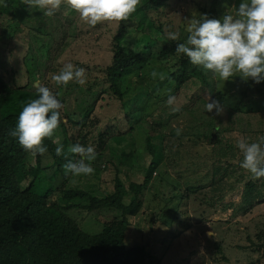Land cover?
I'll return each instance as SVG.
<instances>
[{
    "label": "trees",
    "instance_id": "trees-1",
    "mask_svg": "<svg viewBox=\"0 0 264 264\" xmlns=\"http://www.w3.org/2000/svg\"><path fill=\"white\" fill-rule=\"evenodd\" d=\"M220 1L222 0H211L208 5H199L201 14L206 13L209 17L220 18L218 14L222 9L217 8ZM230 1L228 0L229 3ZM166 3L167 0H139L136 11L126 20L120 21L112 37V62L102 68L101 77L90 81L85 98L78 97V103H83L89 94L97 89L96 93L99 95L109 93L118 100L130 94L128 99L131 102L132 91L136 89H132L130 75L141 68H144V77L149 79L147 86L153 89L156 98L159 97L157 87L170 89L169 94L163 96L164 99L156 105L144 103L146 98L142 100L143 105L125 112L127 116L132 117L130 123H139L141 117H145L148 127L144 138L141 142L131 138L129 144L132 150L144 144L143 151H147L150 155L141 182H131L129 185L133 193L130 202L125 200L127 191L117 174L130 164L142 163L135 160L131 162L132 157L136 159L133 152L131 154L121 152L120 155L115 156L111 149V152H108L109 142L111 140L118 142L119 137L109 134L108 128H101L96 119L89 120L88 114L92 112L94 103L84 109H89L87 113L70 114L63 110L62 112L67 122L87 128L92 126L96 130V137H88V139L92 137L97 146L95 150L97 155L91 165L95 171L113 168L115 181L111 192H97L91 182H87L82 187L62 186L68 178L64 174V163L68 160H76L79 156L69 151L70 146L78 142L73 138L69 144L70 141L66 136L67 125L62 121L61 116L53 136L43 140L47 145V152L33 155L19 146L16 138L10 133L14 128L18 112L25 103L35 98L37 92L36 89H27L24 85L14 86L0 76V264H162L145 245L128 246V234L136 228V225L131 224L130 218L141 210L143 199L139 197L153 191L157 205L154 211L151 210L148 222L157 223L156 226L163 228L164 231L158 236L147 238L158 239L159 245L165 247V252L183 249L176 241L180 233H175L171 228L172 216H176V210L181 205L176 202H183L186 195H197L199 192L203 194L201 190L204 189V184L199 179H192L186 175L179 178L182 173L189 170L184 168L176 171L177 167H181L180 162L187 164L192 160V153H183V140L196 144L202 140H213L212 144H215L213 146L216 148L213 150L215 162L209 172L212 175L216 173L220 175L217 174V179L211 178L209 187L216 185L219 190L225 186L223 183L227 176L222 165L232 164L234 170V162L231 161L236 158L238 163H241L243 156L237 148L239 140H223L221 134L230 131L231 123L239 121L241 112L264 113V104H259V100L253 99L251 104L243 106L246 89L251 82L248 81L247 86L240 90L236 103L226 104L224 107L223 114H227V125H224L222 115L213 113L204 118L196 112L198 110L195 105L203 109L202 104L207 103L204 97L206 94L222 101L223 95L227 93L222 91L223 87H217V79L210 72L192 65L183 54L176 53V46L182 40L181 28L171 30L178 34L176 40L168 38L166 28H170L171 25L161 19L164 13L162 8ZM238 3L239 0H235L232 4L237 6ZM16 4L17 0H3L0 3V15L10 13L21 22L28 21V16L34 18V12L19 11ZM70 12L73 13L71 10ZM42 17L37 14L34 18V22L37 23L31 25L29 27L31 29L28 30L36 42L47 37L49 43L45 44H51L55 39L53 35L57 31L62 35L59 44L77 35L76 25L70 18H63L57 14L56 22L48 26L47 30L46 26L40 24ZM167 61L175 64V70H166L164 63ZM157 63H162V67L154 68V64ZM154 69L158 73L156 77L151 76ZM27 72H30L29 69ZM160 75L163 79L159 78ZM183 89H186L187 93L191 89H196L197 93L192 91L186 97L187 102L180 106L167 103L169 95L178 96ZM50 90L56 97L61 91V89ZM236 94L225 96L227 99ZM80 95L83 96L82 93ZM58 111L61 113V109ZM182 112L188 114L186 120L189 124L183 127L182 133L178 136L171 122L182 115ZM75 116H79V119L73 122L72 118ZM241 125L239 128L236 127L237 133L240 130L243 135L240 140L259 141V137L254 139L252 136V133H258L255 129L248 133L253 129L250 124ZM81 138V144L89 146L84 134ZM57 143L64 145L60 156L55 153ZM31 155L35 157L32 162L29 160ZM20 167L25 169L23 175ZM174 172L176 176H173ZM58 173L63 174V180L56 183L57 179L54 178L55 175L58 178ZM23 176L26 177L24 185L20 181V177ZM169 179L171 184L168 183ZM241 194L238 203L228 202L223 209L231 207L234 213H239L237 210L251 209L257 199L264 200V177L247 179ZM218 199L220 197L215 201ZM169 205L173 209L172 216ZM80 219L95 228L100 227L99 230L96 233L86 231L80 226ZM261 246L264 248V244Z\"/></svg>",
    "mask_w": 264,
    "mask_h": 264
},
{
    "label": "rangeland",
    "instance_id": "rangeland-1",
    "mask_svg": "<svg viewBox=\"0 0 264 264\" xmlns=\"http://www.w3.org/2000/svg\"><path fill=\"white\" fill-rule=\"evenodd\" d=\"M234 1L235 0H231L230 3L228 0L220 1L217 4V8L222 9V12L218 15L221 17L225 13L227 7H235L232 4ZM210 2L211 0H167L166 6L162 8L164 13L161 18L171 25L170 28H166V32L169 33L171 30L175 31L180 27L181 43L184 42L186 39V18H192L193 16L198 18L202 13L199 5L205 6L208 5V3L210 4ZM16 7L19 11H29L28 6L25 4V0H17ZM70 10L73 11L63 0L52 17L43 16L40 10H31L34 12V18L37 14H39L40 17L43 16L40 24L46 26L47 30L48 26H52L56 22L55 17H57V14L63 18L68 17L75 23L77 35L75 37H70L62 44H59L62 35H59L58 31L56 33L54 32L55 34L53 36L55 39L51 44H45L46 42L49 43L47 37L36 42L32 34L28 32V30L31 29L29 27L37 23L34 22V18L32 19L31 16H28L29 20L23 21L26 22L23 23L10 13L1 14L0 76L14 86L24 85L27 89H36L38 86H47L54 91L61 89L57 98L62 102L60 116L63 119L62 121L67 125L66 136L70 141L69 144L73 141V138L81 144V136L83 134L87 139L89 136L96 137V130L92 126L88 127L89 129L91 128L89 130L87 127H82L79 124L76 125L67 122L62 110L70 114L87 113L89 109H84L89 108L90 105L94 103L92 112L88 114L89 120L96 119L101 128H108L109 134L114 137H119L118 142L114 140L109 142L108 152L110 153L111 149L114 156L120 155L121 152L130 154L133 152V156L136 159L132 157L131 162L135 160L142 163L141 165H138V163L130 164L129 167L123 168V170L117 174L127 191L125 200L130 202L133 193L132 190L129 189V185L131 182H141L145 175V167L149 163L150 155L147 151H143L144 144L139 145L135 150H132L129 144L131 138L140 142L144 138L148 127L145 117H141L142 120L140 119L141 121L139 123H130L129 120L132 117L127 116L125 112L143 105L142 100L146 98L147 100L144 103L153 106L156 105L160 100L164 99L163 96L169 94L170 89L157 87L159 97L156 98L153 89L147 86L149 79L144 77L145 70L141 68L135 70L130 75L132 89H136L132 91L133 97L131 98V102L128 99L130 94H127L122 100H118L109 93L99 95L96 93V89L89 94L83 103L79 102V104L78 97L82 99L85 98L84 95L88 91L87 87L90 81L96 77H101L103 75V72H101L102 68L112 62V37L116 33L120 21H101L93 27L82 22L78 13L74 11L71 13ZM68 62L85 69L84 84L69 81L67 85H57L55 81L52 80V76L58 74L63 65ZM164 65L167 68L166 70H175L176 68L174 66L175 64L171 61H167ZM160 67H162V63L154 64V68ZM26 68L29 69V73ZM215 78L217 79V87H223L224 89H222V91L224 90L225 93H227L222 97V111L219 113L224 119V125H227V114H223V110H225L224 107L226 104L230 105L231 103H236L240 96V90L245 88L248 82L246 83L238 77H234L233 80L226 82H223L218 77ZM194 87L197 88V86ZM192 91L195 94L197 93L196 89H191L188 93L186 89H183L178 96H175V100L171 105L180 106L185 104L188 99L186 98L187 95ZM263 91L264 82L254 85L249 82L246 95L244 96L245 104L242 105L246 107V105L253 102V99H257L256 101L259 100V104H264ZM80 93H82L83 96H81ZM235 93L237 94L226 99L225 95ZM209 96L210 94L204 96L207 102ZM122 101L126 102L123 104L121 103ZM205 104H202L203 109H199L197 105H195L194 107L198 110L196 112L203 115L204 118L210 114L216 113L215 109H213L212 112L204 111ZM240 114L241 117L239 121L241 120V122H229L232 124V128H230V131H225L221 134L223 140H240L243 135L240 130H238L239 133H237L236 127L239 128L242 126L241 124L246 125V123H248V125L250 124L251 128H253L249 130L248 133L254 129L256 130L255 132H258L252 133L254 139L259 137L258 140H260L261 137H264V113L245 111ZM187 117H189L188 114L182 112V115L171 122L172 127L174 129L180 128L182 133L183 127L189 124V122L187 124ZM72 119L73 122H75L79 119V116H75ZM131 125L133 129L129 128ZM183 141V153H192V160L195 163L192 160H189L187 164H185V162H180L181 167H177L176 171L184 170V168L189 170L182 173L179 178L186 175L192 179H199L202 181L201 183L204 184V189L201 190L203 194L199 192L197 195H186L183 202H176L179 203L178 205L181 204L178 210H176V216L171 215L173 209L169 205L171 210L170 215L172 216L171 228L175 233H180L176 241L183 249H181V251L177 250L176 252L170 250L165 252V247L159 245L158 239L149 240L147 238L150 236H158L164 231L163 228L156 226L158 225L157 223L148 222V216L151 210L154 211L157 205V200L155 196H153V191L152 193L147 192L139 197V199H143V204L140 212L136 216L130 218L131 224L136 225V228L133 232L128 231V246L136 244L145 245L162 264H264V248L261 246L264 244V200L257 199L258 201L253 203L254 205L251 209L237 210L239 213H234L231 207L223 209L228 202L235 201L238 203L242 196L241 193L244 189V182L251 178V174L246 169H243L240 166L241 163L239 164L238 159L235 158L231 161L234 162V170L231 166L232 164L222 165V169L226 170L225 173L227 176V179L224 181L225 183H223L225 186L221 187L219 190L216 188V185H214L215 187H209L208 185L211 178L215 177L214 179H217V174L220 175L219 173L212 175L211 172H209L210 169L214 167L215 162V152H213V150L216 148L213 146L215 144H212L213 140H202L198 141L197 144L187 142L186 140ZM87 144L93 146L95 150L97 149L92 137L88 139ZM29 160L32 162L35 160V157L31 155ZM20 169L23 175L25 169L24 167H20ZM93 174L94 176L65 175L68 178H66L62 186L82 187L87 182H91L97 192L103 193L113 191L115 181L113 168L109 167L101 171H94ZM19 175L21 176V174ZM62 175V173H58V178H56L55 175L54 180L57 179L56 183L63 180ZM173 176H176L175 172ZM90 177H93L92 180H88ZM172 178L171 175V179ZM262 178L263 177H261V179ZM25 179V176L20 177V181L23 185L26 183H24ZM171 179L168 180L170 184ZM179 181L182 180L179 179ZM257 182H259V180H257ZM216 191L217 193H215ZM214 197H220V199L215 201L216 198ZM82 220L83 219H80L79 221L81 223L80 226L85 228L86 231L96 233L97 230H99L100 227L95 228L92 224H86L87 221ZM157 231H159V233H156Z\"/></svg>",
    "mask_w": 264,
    "mask_h": 264
},
{
    "label": "clouds",
    "instance_id": "clouds-1",
    "mask_svg": "<svg viewBox=\"0 0 264 264\" xmlns=\"http://www.w3.org/2000/svg\"><path fill=\"white\" fill-rule=\"evenodd\" d=\"M3 0H0L2 3ZM82 22L95 26L101 21L126 20L136 11L139 0H63ZM62 0H25L29 11L40 10L44 16L52 17ZM186 39L177 44L176 53L183 54L194 66L210 72L223 82L238 77L244 82L259 84L264 82V0H239L235 7H227L220 18L209 17L206 13L197 18H186ZM168 38L176 40L178 34L169 32ZM85 69L68 62L58 74L52 76L57 85H67L69 81L84 84ZM154 69L151 76L156 77ZM160 79L163 76L160 75ZM37 95L25 103L18 112L11 135L26 152L43 154L47 152L45 138L52 137L60 123L62 102L47 86H38ZM175 100L169 95L167 103ZM216 114L222 111V101L211 96L204 105V111ZM176 109H173L175 111ZM132 125L129 127L131 128ZM181 129H176V135ZM242 153L241 167L252 179L264 177V137L256 142L237 141ZM64 145L57 143L55 153L60 156ZM69 151L78 154L76 160H68L63 168L65 175H91V163L96 158L93 146L72 144Z\"/></svg>",
    "mask_w": 264,
    "mask_h": 264
}]
</instances>
